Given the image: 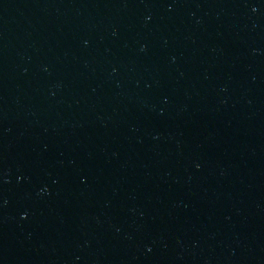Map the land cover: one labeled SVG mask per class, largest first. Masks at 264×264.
I'll use <instances>...</instances> for the list:
<instances>
[{"label":"water","instance_id":"1","mask_svg":"<svg viewBox=\"0 0 264 264\" xmlns=\"http://www.w3.org/2000/svg\"><path fill=\"white\" fill-rule=\"evenodd\" d=\"M0 264H264V0H0Z\"/></svg>","mask_w":264,"mask_h":264}]
</instances>
